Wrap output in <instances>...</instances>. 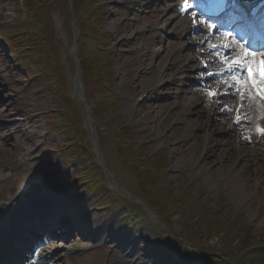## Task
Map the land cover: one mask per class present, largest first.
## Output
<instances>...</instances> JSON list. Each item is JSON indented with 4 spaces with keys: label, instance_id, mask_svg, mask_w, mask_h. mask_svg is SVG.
I'll use <instances>...</instances> for the list:
<instances>
[{
    "label": "rangeland",
    "instance_id": "1",
    "mask_svg": "<svg viewBox=\"0 0 264 264\" xmlns=\"http://www.w3.org/2000/svg\"><path fill=\"white\" fill-rule=\"evenodd\" d=\"M106 1L107 17L102 21V26L108 36L110 46L116 50L114 56L119 76L115 83L118 88L123 89L132 98L126 106L118 105V109L105 120L108 124H105L106 126L104 125L101 129V136L104 139H109L115 130H119L120 124L124 121L142 119V122L145 123L142 130L147 131L145 137L149 141L151 150L167 147V152L172 156L171 167L173 172L171 179L175 186H191L193 191L203 188L209 195L218 199L219 203L225 200L229 205L226 215L231 212L239 213L248 224L264 230V173L255 177V182L256 179L258 181L255 183L252 176L249 179L250 177H247L244 172L235 171L237 165L232 169L224 168L227 162L224 161L225 159H218L217 154L213 155L214 157L210 159L211 162L204 166L202 161L209 156V150L206 151L208 140L205 137L204 142H201L200 139L198 148L195 146L197 137L203 135L201 128L195 126L194 118L196 117H189L190 120H188L184 116L186 109L184 111L183 108H177L179 104H175L174 100L167 98L174 96L180 90L177 87L173 89L169 87L168 79L170 80V78L161 79L159 67L163 60L160 59V56L163 55L170 60L174 50L179 46V41L173 36L172 26L167 30H158L160 27V5L162 3L150 4L148 0ZM179 2L180 0H174L172 5L176 7ZM126 3L130 5L131 9L125 10ZM5 4L0 2V20L9 25L17 13L11 5ZM63 14L62 9H58L54 13L56 24L52 36L54 47L61 48L59 51L53 48L58 53V64L63 70L58 80L64 86V90L77 100L76 97L81 99L82 87L89 86L91 81L86 77L84 78L81 71L79 76L75 74L77 72L72 64L70 52L73 47L74 36H76V29L73 20L70 23L68 19L62 18ZM175 15L172 14L169 20L174 19ZM89 21L86 16L78 24H87ZM188 45L190 44L188 43ZM185 50L186 53L190 51L189 47ZM107 51H103L102 54ZM146 56L149 58L147 61H145ZM24 64L29 68L28 74L40 71V65L31 59L24 60ZM149 67L155 68V70L151 72ZM28 74L15 67V64L4 51L0 40V114L3 115L0 117V228L7 229V224L5 225L7 219L3 217V209L10 212L12 207L18 209V205L24 204L27 211L29 209L27 207H30L29 200L33 199L34 186L40 184L42 188L47 190L46 196L41 195V197L47 201L56 197L62 206H66V212L72 214V219L77 221V226L81 229L78 233L89 237V231L93 233L94 227L98 225L95 222L99 223L100 216L91 213L95 206L94 203L87 204L81 209L76 206L73 207L72 198L77 193L67 189L64 186L65 183H56H59L61 179L70 181L74 170L71 167H67L65 170V163L61 157V143L56 141L52 134L46 139L45 131L48 128L46 118L33 125L38 119L35 117V115L38 116V113L35 111L38 108L45 109L48 107V103L44 102V94L40 93L42 90L41 82L34 84ZM163 83H167L168 86L163 87ZM183 90L195 92L189 86ZM144 95H146L145 99L148 97L147 103L145 101L137 104L140 97ZM83 100L85 101L84 96ZM197 108H199L197 111L202 109ZM81 110L80 112L84 116L83 105H81ZM192 112L194 113L193 110ZM114 120L118 124L114 125ZM83 126L86 132L88 124L85 119ZM136 129L133 128L132 130ZM223 132L219 138L226 142L229 138L226 135L227 132ZM143 137L144 135H141V138ZM204 143L205 146H203ZM89 146L92 149L93 157L111 165L114 156L111 157L106 153V149L109 153L111 146H101L100 150H97L92 144ZM119 158L124 167L127 168L126 161H123L120 156ZM30 160L40 161L25 165ZM245 161L247 162V160L238 157L236 159L237 164L241 165ZM248 161L249 163L245 164L253 168L252 160L248 159ZM21 163L25 166L23 167ZM66 165L68 166L67 163ZM57 169L64 170L60 179L55 176L57 171L53 174L48 172ZM129 179H133V174L129 176ZM114 184V182L110 183L111 188H118ZM132 184V180L129 184H125L121 191L124 196L133 194L131 191L133 189ZM51 186H55L57 189H51ZM18 196L20 200L16 201ZM13 203L16 207L13 206ZM121 219L116 220L117 224L115 223L116 226L112 229L102 228L98 230V233L90 234L91 238L86 240L81 241L78 236L68 239L67 244L82 243V249L79 251V264L156 263L155 257L148 248L142 252L137 247L139 240L144 242V239L151 240L153 238L155 223H139L138 230L124 228L118 235L119 237L114 239L110 237V234L121 227ZM155 219V216H152V220ZM65 221L68 220L65 219ZM174 221L178 229L183 224V218L180 216L176 217ZM126 247L133 250L137 247V253L131 257L120 256L119 251L121 249L126 251ZM72 257L74 256L72 255ZM46 264L58 263L49 262Z\"/></svg>",
    "mask_w": 264,
    "mask_h": 264
},
{
    "label": "trees",
    "instance_id": "2",
    "mask_svg": "<svg viewBox=\"0 0 264 264\" xmlns=\"http://www.w3.org/2000/svg\"><path fill=\"white\" fill-rule=\"evenodd\" d=\"M15 3V7L18 10L24 8V17L20 14L11 26V29L16 34L26 33L28 35V41L26 42L27 50L21 49V54L27 53V57L36 56L38 53L41 60L47 58L46 55L54 48L59 51V47H54V41L52 36L54 34L55 27V16L54 13L58 9L63 10L62 18H66L71 23L73 20V14L69 9L68 0H29L24 6L21 4L20 0H12ZM96 1L94 0H73V12L76 18L81 23L84 18L92 17L95 26H98V20H101L105 16L104 8L101 6H95ZM21 13V11H20ZM89 24H81L80 35L83 39L79 41V59L81 61V68L83 75L91 81L89 86H87V96L89 101H95L91 104L93 108V115L96 119L97 129L100 133V140L102 146H111L115 148L118 156H122L127 161L132 163L131 166L126 168V172L123 173V180L129 184L132 180L133 189L140 191V197L147 198L150 207L157 209L160 212L161 218H164V222L168 223L172 216V210L177 206L175 204L173 190L168 188L167 185L160 187L161 178L164 176L161 172V167L166 166L167 159L163 160L161 156L153 155L151 158L147 156V145H138L134 140H132L129 132L115 130L109 139L101 138V125L100 122L108 124L105 120L118 109L120 105L119 100L108 99V101L101 100L97 96L96 86L99 83H95V80L107 81L108 78L112 76L110 72H107L104 66H101L102 59L94 52L90 47L89 42L92 41L94 44H102L103 37L100 33H97V28ZM99 34V35H98ZM31 35H35L32 39ZM49 36L50 40L45 37L39 39V44L37 42V36ZM40 46V48L38 47ZM72 60V64L75 67V63ZM50 63L44 62V69L47 71L46 78L51 81L45 89L49 92L52 100L55 103V107L58 113L53 119L54 121V133L56 136L64 140L65 143L73 142L75 143L74 148L65 150L64 156L68 158L69 161L74 163L77 169L82 171L83 180H89L93 178H101L103 175L102 169L97 165H90V162L94 160L91 154V147L89 145V129H85L83 126L84 116L82 115L81 105L74 99L68 98L66 95L60 97V93L57 90L58 77L62 73V67L55 61L53 66L50 68ZM56 82V83H55ZM47 84V83H46ZM118 124L114 120V125ZM114 128V127H113ZM112 128V129H113ZM145 158L146 160H143ZM133 174V179H129V176ZM142 175V176H141ZM77 179V178H76ZM157 187H159L157 189ZM135 194V193H134ZM166 199V200H165ZM162 201H166L162 205ZM117 204H122L123 200L121 198L117 199ZM160 204L162 206H160ZM172 207V210L168 208ZM137 209V207H136ZM164 210V211H163ZM211 214L208 213V219L210 220ZM207 218L198 217L196 220L189 224L191 233L188 230L189 236L202 237L205 233H214L218 236L222 235V232L218 233L219 230L216 226L211 225ZM226 242V238L222 237ZM201 239V240H202ZM205 256L208 255L205 251L210 253L219 252L218 247L216 249H206L200 247ZM171 252V250H170Z\"/></svg>",
    "mask_w": 264,
    "mask_h": 264
},
{
    "label": "bare ground",
    "instance_id": "3",
    "mask_svg": "<svg viewBox=\"0 0 264 264\" xmlns=\"http://www.w3.org/2000/svg\"><path fill=\"white\" fill-rule=\"evenodd\" d=\"M181 8H184L183 4ZM184 9L186 12L179 13L174 19L177 22L174 23L173 21L172 25V32L174 35L179 37L181 46L177 48L175 57L170 62H168V59L163 55L160 56V59L163 60V64H160L159 67V69L161 70L160 76L162 78V75H164L165 73V77L170 76L167 71L178 70L177 65L182 61L184 63H188V73L189 71H191V73H194L195 70L200 71L202 69V60H210L215 64L220 65V71H222L225 68L223 66V63H225V65H228L230 63L226 59V55H224L223 53H221L220 55L219 51L217 52L218 54L215 55V57H211L210 55H208L212 52L211 50L217 51V49H215V47L212 48L211 45L207 47L206 43L212 44V41L216 44L221 45L223 51H227L229 47L235 49L238 53L236 59L241 58L244 53V49L242 47V49L240 48L239 50L234 46L236 45V38L231 33H229L230 36L226 37H223L220 34L214 36L213 34L214 32L217 33V29L207 26L204 22L199 20L198 14L193 11V4L191 2L186 3ZM165 13L166 11L163 10L160 12L161 29H167L171 23V21L169 20V14ZM195 26L196 28L198 27L203 30L208 29L209 31L208 33L200 36L193 31ZM188 43L191 45L192 50L190 51V53H184L183 51L185 49V45H187ZM195 51H197L198 53H195ZM148 59L149 58H147L146 56L145 61H147ZM167 62L169 63V66H166ZM196 63H199L201 67L199 68L198 66H196ZM170 66L172 67V69H169ZM154 70L155 68H150L151 72ZM180 71L182 70H178V75L176 78H174L171 88L179 87L180 84L184 81L185 77L181 76L182 72ZM196 75L202 76L200 75V72H198V74ZM214 80L216 79L213 77L209 80H206L195 92H187L183 90V95L180 97V99L182 100L175 104H181L183 107H185V113L188 117V120H190L189 117L191 115V117L195 115V126L200 127L202 132L205 131L206 133H208L209 139H212L209 140V156L205 157L202 161L204 162V166L211 162L210 159L214 157L213 155L217 154L218 159H225L224 161L227 162L225 163L226 166L224 168L232 169L237 165V168L234 169L235 171H238L240 173L244 172L247 177H250L249 179L253 177L255 182V177H258L259 174L264 173V135L259 134L257 131L258 128L264 127V100L259 99L255 92H253L247 102L239 98H236V100H228L229 98L225 95V93L229 92V87L231 83H233L232 80L228 79L223 83H219ZM207 81H210V83H207ZM209 89L215 92H219L220 95L216 98L209 97V95L207 94ZM188 93L191 95H189ZM241 95H243V89L241 90ZM223 96H225L226 98H222ZM196 106H201L202 109L200 111H194L193 113L192 109ZM228 109H231V111H229ZM238 116L240 118V122L237 121ZM0 117H3V115L0 114ZM245 122H248V124H246ZM223 131L227 132L226 135L229 138V140L226 142L221 141L219 138L220 133ZM210 134H212L214 138ZM202 138V136L197 137L195 142V146H197V148L200 144V139L202 142ZM237 157L247 160L248 163V159L252 160V163H254V167L251 168L250 166L246 165V161L242 165L237 164ZM216 169L217 167L215 168V170ZM255 183H258L257 179ZM47 207H51V205H48ZM17 208L19 210H23L25 209V205H18ZM45 212V209L35 212L38 215V218L34 219V222L36 223H34L33 225H31L27 221V225L30 228L31 233L35 234L36 229H42L45 232L44 234H46L45 242L47 245L39 249L40 255L47 258L48 262L51 261L58 264H79V251L82 249V243L80 242L75 244H67L66 242L71 237V235L67 234L68 228L71 231L74 230V232L77 233L81 229H79L76 223L72 225L70 224V222L67 223L66 221L62 220L61 217H59L57 219H53L52 222H48L47 224L49 225L51 223H54L51 226L55 228L64 226L65 230H63L64 228H61L62 230L58 231L59 235H55L56 232L48 233L47 226L43 222V217L44 214L47 215L49 211H47V213ZM59 212L61 214L63 210H60ZM31 215H29V217ZM86 239H88V237L82 235L81 241ZM32 241L34 240L32 239ZM127 250H129V254L132 253V248H128ZM127 250L125 251L124 249H121V251H119L120 256L124 257L125 253H127ZM24 253L25 252L21 254ZM21 254L18 253L16 256L20 258L21 256H23ZM72 255L74 257H72ZM16 256L13 255V257Z\"/></svg>",
    "mask_w": 264,
    "mask_h": 264
},
{
    "label": "snow or ice",
    "instance_id": "4",
    "mask_svg": "<svg viewBox=\"0 0 264 264\" xmlns=\"http://www.w3.org/2000/svg\"><path fill=\"white\" fill-rule=\"evenodd\" d=\"M225 55L231 66L228 67V71L224 75L233 81L229 87V92L225 93V95L247 102L253 92H255L259 99L264 100V52L250 51L245 47L241 58L236 59L238 55L237 51L229 47ZM200 75L215 76V74L207 71L200 73ZM242 89L243 95H241ZM207 94L212 98L220 95L219 92L212 91L211 89L208 90ZM228 110L231 111V109ZM237 121L240 122L239 116L237 117ZM257 131L259 134L264 135V127L258 128Z\"/></svg>",
    "mask_w": 264,
    "mask_h": 264
},
{
    "label": "water",
    "instance_id": "5",
    "mask_svg": "<svg viewBox=\"0 0 264 264\" xmlns=\"http://www.w3.org/2000/svg\"><path fill=\"white\" fill-rule=\"evenodd\" d=\"M74 54H75V56H76V51H74Z\"/></svg>",
    "mask_w": 264,
    "mask_h": 264
}]
</instances>
